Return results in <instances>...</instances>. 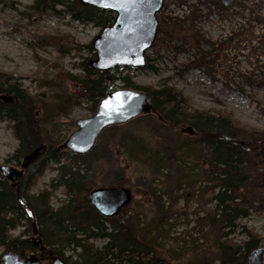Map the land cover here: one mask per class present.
I'll use <instances>...</instances> for the list:
<instances>
[{"label": "rangeland", "instance_id": "rangeland-1", "mask_svg": "<svg viewBox=\"0 0 264 264\" xmlns=\"http://www.w3.org/2000/svg\"><path fill=\"white\" fill-rule=\"evenodd\" d=\"M34 1L0 0V72L11 75L36 97L33 126L39 129L45 150L17 185L43 169L29 194L36 196L45 190L53 210L61 207L60 199L65 203L83 199L82 195H68L59 185L65 170L89 181L85 197L98 188H126L132 200L121 215L138 223L139 231L152 230L151 235H156L157 223L167 217L163 225L167 236L159 239L157 248L160 260L167 264H219L214 248L218 237L211 235L203 221L215 205L207 191L218 192L215 183L207 179L208 151L183 154L186 145L200 147L194 131L189 135L181 132V127L161 128L157 121L162 119L150 114L121 128L106 129L84 156L60 148L75 130V122L94 114L91 103L82 98L77 78L85 75L80 65L88 66L95 59L91 44L102 28L73 20L65 4L53 10H35ZM64 3L71 5L72 0ZM156 19L158 31L145 54V67L128 73L141 87L156 88L167 82L183 94L193 110L215 116L231 114L237 140L244 147L258 146L252 151L237 150L247 179L232 198L248 216L235 222L226 239L242 245L246 240L243 231L250 230L259 237L260 245L264 240V0H234L228 8L217 0H163ZM107 73L122 77L127 72L117 68ZM113 85L114 90L124 88L119 81ZM71 100L79 104L70 106ZM130 138L148 151L145 159L129 151ZM17 147L11 124L0 121V166L19 169L22 159L11 160ZM53 148L57 162L49 155ZM154 153L161 162H155ZM22 231L17 228L10 235L20 237ZM225 232L228 230L216 235ZM30 238L31 232L21 237ZM89 243L101 249L107 239ZM174 248L179 249L175 254L171 252ZM7 251L1 248L0 256ZM62 252L70 263L78 261V251L73 253L72 247Z\"/></svg>", "mask_w": 264, "mask_h": 264}, {"label": "trees", "instance_id": "trees-1", "mask_svg": "<svg viewBox=\"0 0 264 264\" xmlns=\"http://www.w3.org/2000/svg\"><path fill=\"white\" fill-rule=\"evenodd\" d=\"M65 0H35L32 9L41 7L54 9L55 6L65 4L69 9V15L75 21L81 23H94L102 29L113 23L114 17L109 12H102L92 7L82 6L79 0H72L71 5H66ZM85 75L77 78L82 87V98L91 103L94 113L98 103L107 94L115 91L114 82L119 81L123 89H133L147 94L150 104L156 111V116L162 119L157 124L161 128L179 129L189 128L194 130L196 143L186 145L184 155L195 154L197 151H208V180L214 182L217 194L212 190L207 191L211 200L215 203L214 209L203 219L210 227L211 235L216 238L214 248L217 251L219 264H245L248 252L258 246L259 237L250 230H244L246 240L242 245L227 240V236L235 227L238 219L248 216L246 209L234 204L232 194L238 192L247 179L243 172V162L237 150L252 151L257 145L240 143L234 133L232 116L229 113H221L217 116L205 112H199L190 108L187 99L174 87L164 82L154 88L152 86L141 87L132 81L128 73L122 77L109 76V73L96 72L89 65H80ZM151 71L153 67L147 66ZM11 75L0 72V98L10 97L12 102L6 104L0 100V121L11 124L13 137L18 142L11 160L19 162L33 150L43 145L39 129L33 126L34 102L37 100L23 90ZM77 101L71 100L70 106H76ZM112 129L121 128L110 127ZM109 129V128H108ZM193 140V139H192ZM243 147V148H242ZM129 151L134 150L137 156L146 158L145 148L138 145L130 138ZM49 150L52 161L55 159L54 151ZM183 155V156H184ZM155 162H161L157 153L152 154ZM157 160V161H156ZM43 169H38L33 175H28L14 188L0 175V249L12 252H35L31 240L21 239L24 234L30 233L34 226L42 233V244L50 247L54 256L61 258L65 264H167L160 260L158 254L159 239L167 236L163 231V225L167 217L157 223V234L138 229L139 224L132 219H124L121 213L117 217L103 218L87 202L83 196L89 191L88 180L76 173L62 172L59 185L66 188L68 195H82L80 203L61 202V207L53 210L49 207V194L44 190L36 196L29 194L33 186V180L42 174ZM122 212V211H121ZM23 228L20 237L12 238L10 232ZM228 230L217 236L218 232ZM139 232H143L140 236ZM222 236V237H221ZM97 238H106L107 243L96 249L89 241ZM221 238H223L221 240ZM72 247V252L78 257V261L69 262L70 258L64 257L63 249ZM184 247L180 248V250ZM179 249H172L175 254ZM184 252V251H183ZM1 262V260H0Z\"/></svg>", "mask_w": 264, "mask_h": 264}, {"label": "water", "instance_id": "water-1", "mask_svg": "<svg viewBox=\"0 0 264 264\" xmlns=\"http://www.w3.org/2000/svg\"><path fill=\"white\" fill-rule=\"evenodd\" d=\"M224 8L230 7L234 0H217ZM114 0H79L82 6L92 7L114 16L113 23L101 30L91 44L95 59L89 67L96 72H110L117 68L140 69L146 65L145 54L152 47L157 31L156 15L163 7V0H128L125 6L114 8L106 6ZM117 93L120 95L117 96ZM0 100L10 104V97L1 96ZM105 101L113 106L109 111ZM156 111L146 93L133 89H119L107 94L100 100L94 114L87 119L77 120L75 130L60 148L77 156L88 154L97 139L110 127L122 126L129 121ZM192 134V129H181ZM40 146L26 155L20 168L0 166L1 177L14 188L22 177L23 171L36 162L44 153ZM132 200L130 190L123 187L98 188L87 195L88 204L103 218L117 217ZM35 233V230H33ZM37 244L42 247L40 238ZM264 246L251 249L246 264H263ZM2 264H40L34 255H27L19 261V256L11 252L1 257ZM50 264H65L59 257H53Z\"/></svg>", "mask_w": 264, "mask_h": 264}, {"label": "flooded vegetation", "instance_id": "flooded-vegetation-1", "mask_svg": "<svg viewBox=\"0 0 264 264\" xmlns=\"http://www.w3.org/2000/svg\"><path fill=\"white\" fill-rule=\"evenodd\" d=\"M158 118H160V117H158ZM183 129H186V128H183ZM192 131H194V130L192 129ZM263 152H264V150H263ZM20 164H19V168H20ZM27 169H25L23 171V175H24V173H25V171ZM33 230H35V233L33 232ZM33 230L31 231V233L33 235V238H30L29 240H31V243H32L33 247L36 249L35 252H15L14 253V252H11V251H7L6 253H4V254H2L0 256V260H1L2 256H4L5 254L11 252L12 254H16V255L19 256V261L24 259L27 255H34L36 258H38V260L40 261V264H50L52 258L53 257H57V256H54L48 247L44 246L43 244H42V247H41L40 245L37 244V240H38V238H40V234L38 233L37 228L33 227ZM259 246H264V240L257 247H259ZM246 262H247V257H246V260H245V264H246ZM0 264H2V261L0 262ZM263 264H264V255H263Z\"/></svg>", "mask_w": 264, "mask_h": 264}, {"label": "snow or ice", "instance_id": "snow-or-ice-1", "mask_svg": "<svg viewBox=\"0 0 264 264\" xmlns=\"http://www.w3.org/2000/svg\"><path fill=\"white\" fill-rule=\"evenodd\" d=\"M128 2V0H114L113 3L111 4H108L106 6H109V7H114V8H121L123 6L126 5V3ZM120 94L117 93V96H119ZM105 106L108 107L109 111L113 110V106H110V103L108 101H105Z\"/></svg>", "mask_w": 264, "mask_h": 264}]
</instances>
